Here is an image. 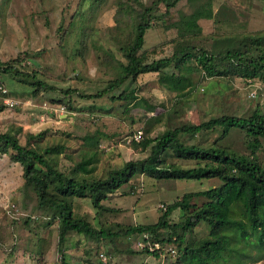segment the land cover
I'll use <instances>...</instances> for the list:
<instances>
[{
    "label": "rangeland",
    "instance_id": "obj_1",
    "mask_svg": "<svg viewBox=\"0 0 264 264\" xmlns=\"http://www.w3.org/2000/svg\"><path fill=\"white\" fill-rule=\"evenodd\" d=\"M112 2L0 0V60L4 62L17 56L24 57L26 70H36L41 80L55 87L49 92L41 91L33 95L27 85L0 72V80L9 92V95L0 97V104L5 98L14 102L0 111V131L21 130L18 137L22 143L29 134H42L35 137V142L39 141L41 146L64 144V154L73 157L72 160L62 158L66 165L87 160L97 152L91 175L101 177L108 169L120 167L126 160L144 154L132 142L127 143V138L138 129L146 134L145 128L152 122L150 117H160V121L153 122L151 126L149 135L154 137L169 126L198 124L221 114L247 116L257 104L264 105L262 83L209 77L203 71L192 68L190 76L194 85L183 97L166 89L158 81L157 74L150 73L140 76L135 83H125L111 93L131 92L130 98L125 101L112 100L111 94L90 100L73 94L75 109H66L61 113L55 111L57 105H64L67 99L62 90L74 88L92 93L102 89L113 78V69L102 57L103 50L111 48L116 58H120L109 40V29L115 25L116 13ZM198 5L199 1L181 0L165 22L147 30L144 49L158 48L157 54L151 55L150 60L172 53L173 40L182 37L180 15L191 13ZM211 8L219 20H199L202 32L191 39L197 47H209L221 36L264 31V0H212ZM72 18L64 38L58 27L63 22L62 31L68 29ZM192 65L193 62L190 63ZM252 88H256L254 97L250 95ZM149 106L154 107L152 112L148 111ZM86 134L89 139H83ZM217 136V131H206L186 136L183 140L207 146ZM248 142L249 138L243 131L232 128L218 144L247 154ZM257 155L264 165V140ZM168 160L182 167L193 165L192 161L173 157H168ZM21 173L18 163L11 161L7 155L0 156V264L163 263L153 256L137 252L143 246L142 236L115 238L110 243L70 232L59 243L58 221L45 223L52 214L36 207L35 199L24 188ZM220 183L218 179H156L136 174L103 202L105 206L118 209V212L105 216L110 221L124 224L154 223L161 205L171 203L185 192L207 189ZM74 204L78 215L98 225L96 210L88 199H75ZM27 217L32 219L25 223ZM177 217L178 212L174 214V218ZM206 232L205 225L195 229L197 236ZM42 247L45 252L37 254ZM170 257L175 258L174 255ZM254 259L251 264H264L263 255L255 254Z\"/></svg>",
    "mask_w": 264,
    "mask_h": 264
},
{
    "label": "trees",
    "instance_id": "obj_2",
    "mask_svg": "<svg viewBox=\"0 0 264 264\" xmlns=\"http://www.w3.org/2000/svg\"><path fill=\"white\" fill-rule=\"evenodd\" d=\"M180 1L113 0L115 25L109 29V40L120 58H116L111 48L104 49L102 57L113 69L114 76L102 89L92 93L74 88L62 90L67 98L66 109H75L73 94L87 100L100 99L125 83H135L140 76L150 73L157 74L158 81L166 89L183 97L194 85L190 76L192 68L203 71L209 77L258 81L264 86V31L217 37L205 48L191 42L202 32L199 20H219L211 8L212 0H188L199 1V5L191 13L180 15L182 37L173 40L172 53L149 59L157 54L158 48L144 49L147 30L165 22ZM72 21L73 18L64 31L63 22L58 27L64 38ZM93 32L90 34L91 41ZM26 65L24 57L20 56L4 62L0 60V72L27 85L33 95L55 89L41 80L36 70H26ZM130 94H111L110 99L125 101ZM7 95V88L5 93H0L1 98ZM6 105L2 99L0 111ZM153 110L154 107L149 106L148 111ZM159 118L150 117L152 122L145 128L146 134L143 133L139 142H132L144 154L126 160L120 167L108 169L101 177L91 175L97 152L87 160L66 165L62 158L72 160L73 157L64 154V144L41 146L39 141L35 142L38 134H29L22 143L18 137L21 130L0 131V156L7 155L19 164L24 188L35 199L36 207L52 214L45 223L58 221L59 243L70 232L110 243L115 238L142 236L143 246L137 252L162 260V264H251L255 254L264 256V165L257 155L264 140V105L257 104L247 116L221 114L198 124L169 126L151 137V126L153 122H159ZM232 128L243 131L249 138L247 154L218 144ZM206 131L218 133L211 145L185 143L183 140L186 136ZM86 135L83 139H89ZM168 157L192 161L193 165L182 167L169 161ZM136 174L156 179H218L221 183L183 193L160 210L154 223L124 224L108 220L105 214L116 213L118 209L105 206L103 202ZM75 199L90 201L96 210L98 225L75 212ZM176 212L177 219L174 218ZM31 219L27 217L25 223ZM200 225H205L207 232L197 236L195 229ZM44 252L42 247L37 254Z\"/></svg>",
    "mask_w": 264,
    "mask_h": 264
},
{
    "label": "built area",
    "instance_id": "obj_3",
    "mask_svg": "<svg viewBox=\"0 0 264 264\" xmlns=\"http://www.w3.org/2000/svg\"><path fill=\"white\" fill-rule=\"evenodd\" d=\"M5 92H6V88L4 87L2 81L0 80V93H5ZM256 94H257L256 93V88H252L251 91H250V95L254 97V96H256ZM4 102L6 104H10V105H12V103H14V102L10 101L7 98L4 99ZM57 106L58 107L55 109V111H59L61 113V112H63V111L66 110V106L65 105L58 104ZM45 108L47 109V108H50V107H46L45 106ZM142 136H143V131L140 130V129H138V130H136L133 133L132 136H130V137L127 138V143H130V142H139L142 139ZM160 207L164 208L163 205H161ZM144 237H145V235H144ZM171 252L174 253V250H171ZM101 256H102L103 261H106V257L103 256V254H101Z\"/></svg>",
    "mask_w": 264,
    "mask_h": 264
}]
</instances>
